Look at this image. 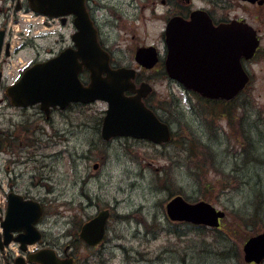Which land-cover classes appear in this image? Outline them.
<instances>
[{
  "label": "rangeland",
  "instance_id": "1",
  "mask_svg": "<svg viewBox=\"0 0 264 264\" xmlns=\"http://www.w3.org/2000/svg\"><path fill=\"white\" fill-rule=\"evenodd\" d=\"M165 1L90 0L100 44L118 67L139 71L135 53L141 47H156L162 62L166 59L168 17L181 3ZM232 9L245 15L236 4ZM30 19L33 25L42 20ZM38 31L14 64L60 50L62 45ZM69 32L64 29L66 36ZM260 67L251 90L224 108L189 95L169 78L163 63L141 73L154 90L153 111L172 131V140L162 145L127 136L103 140L106 102L81 105L46 121L36 108L11 106L0 88V127L7 131L0 137V204L10 188L40 199L45 242L61 250L71 247L81 264H248L245 243L264 233ZM12 79L6 77L7 83ZM176 196L224 212L220 229L172 222L166 206ZM105 210L111 216L104 243L90 249L79 237L81 227Z\"/></svg>",
  "mask_w": 264,
  "mask_h": 264
},
{
  "label": "water",
  "instance_id": "2",
  "mask_svg": "<svg viewBox=\"0 0 264 264\" xmlns=\"http://www.w3.org/2000/svg\"><path fill=\"white\" fill-rule=\"evenodd\" d=\"M34 2L44 6L51 3L57 9L51 16L75 15L77 33L74 36L76 49H68L47 63H39L29 69L21 80L10 87L7 96L13 105L28 107L42 104V107L60 106L65 108L69 103L84 104L104 101L108 104L103 121L102 138L110 141L116 137H133L149 140L154 144L170 142L172 132L168 124L162 122L157 115L148 109L143 99L153 88L142 84L136 88L134 79L136 70L132 68H110V54L105 51L99 41L98 32L86 10L85 0H32V9L38 13L46 12L41 7H35ZM194 20L200 15L194 13ZM195 23L193 28H196ZM236 26H238L236 24ZM187 31L186 22L180 18H172L165 31L167 57L166 72L170 79L179 82L187 89L193 88L199 95L209 99H234L246 86L248 77L243 71L241 58H251L257 47V39L252 28L246 23H239V36L236 39L238 50L231 61L234 73L222 72L213 60L214 66L200 48V39L191 37ZM72 59L81 62L71 67ZM138 65L153 69L159 62L156 47H141L135 53ZM226 62V61H224ZM85 67L91 74V83L84 87L78 79V74ZM103 73L107 74L103 78ZM131 92L135 95L128 96ZM18 198V199H17ZM20 197L9 196L7 215L2 225L6 237L12 231L25 230V243H35L40 237L36 224L42 218L41 206L33 201L20 203ZM167 214L172 221L188 222L218 228L220 219L225 213L217 211L207 202L188 203L182 196L173 198L167 204ZM110 211L105 210L98 216L86 222L79 237L90 247L100 245L106 236ZM35 238V239H30ZM20 240V239H17ZM11 242L6 238V244ZM244 260L247 263L260 264L264 261V233L250 238L244 245ZM41 264H73L72 259L61 260L54 251L47 250L30 259Z\"/></svg>",
  "mask_w": 264,
  "mask_h": 264
},
{
  "label": "flooded vegetation",
  "instance_id": "3",
  "mask_svg": "<svg viewBox=\"0 0 264 264\" xmlns=\"http://www.w3.org/2000/svg\"><path fill=\"white\" fill-rule=\"evenodd\" d=\"M203 1L204 2L202 5L197 6L193 0H169V4L173 6L177 5V3L179 5L181 3V5L180 7H176L177 10L175 9L172 14L168 17L169 19L167 23L172 18H182L187 24V35H189L190 38L195 37L197 39H200V42L198 43L200 48L196 46V51L200 50L207 58V60L211 62L212 67L214 66L213 60H215L218 62L216 65L218 66L219 70H221L222 72H229L230 74L231 72L234 73L235 69L231 61L234 59V55L238 50V46L235 42L239 36V23L248 24L254 31L258 42L256 50L251 58H241V65L243 71L248 77V83L241 92V94L238 95L235 99L230 101H223L203 98L198 95L193 88L187 89L179 83V85H181L182 88L187 93H189V95H193L197 98H200L201 101H203L205 104H213L218 108H224L225 106L232 105V103L235 102V100H237V98H239L243 93H246L251 90L255 83L257 67H260L261 65V67L259 68V72L264 74V0H228V5H224V0ZM164 3L167 4L165 0ZM0 4H2L0 5V88H3L6 94L8 89L14 86L22 78V76L36 63H47L59 57L61 53L65 50L76 49L74 43V36L76 35L78 29L75 24V15H50V13H53L57 10L52 5V2L47 3L44 6H40V4L34 2L35 7H41L46 11L43 14H39L33 11L32 0H0ZM234 4H236L237 7L242 8L243 13L245 15L241 16L237 12H235L232 9ZM85 5L90 18L94 22V26L98 31V39L100 41V31L96 26L94 14L90 10V0H85ZM194 13L200 15L199 20H194ZM33 15L41 16L43 18L40 24L33 25L31 23L30 17H32ZM27 17L28 19H26ZM195 23H198L196 25L197 27L193 28L195 27L193 26ZM236 24L238 26H236ZM38 27L40 30L38 31V35L40 37L51 39L54 44L62 45L60 50L54 51L51 49L47 52L48 55L45 58L41 60H36L35 62H24L21 60L20 64H14V59L19 56V54L24 53L30 48L31 35L34 30ZM64 29H71V32H69V34L66 36L64 34ZM103 48L106 49L105 47ZM158 54L159 62L153 69H146L139 65V71L136 70V76L133 81L137 89L140 88V86L144 83L150 85V79L145 76L143 77V73L145 74L147 72L155 71L159 65H162V63L166 71V59L162 62V58L160 56L159 51ZM80 62V59H77L76 61L72 59L70 65L72 68H74ZM110 67L112 70L120 68L115 63H113L112 56L110 61ZM8 76L13 77L12 81L9 83H7L6 81V77ZM102 77L106 78L107 74L103 73ZM78 79L84 87H87L91 83V74L85 67H83L78 74ZM153 92L154 90L146 98L143 99L145 106L151 111H153V107L150 104V96L153 94ZM126 94L128 96L135 95L131 92H127ZM6 101L10 102L11 106H13L9 97H7ZM81 105L86 104L74 102L68 104L65 108H62L59 105L43 108L40 104L32 107L38 109L41 115L44 116V119L46 121H51L55 115H64L69 111L71 112L75 108H78ZM13 107L22 111L32 108H18L15 106ZM5 134H7V131H4L0 127V137ZM10 193H15L19 195L20 203H24L26 200H35L40 202L44 209V204L42 203V201L40 199L37 200V198L33 197L28 193L23 195L22 193H19L11 188L7 192V197ZM5 210L6 207H0V264H39L36 262H31L30 258L33 255H37L48 249H53L60 259H72L73 264H81L79 262L78 257L70 252L71 247L67 246L64 250H61V248L59 247L48 245L45 242L43 232L42 237L38 239V241L34 245H28L25 243V239H27L25 230L11 232L10 239L12 240V242L10 244H5V229L1 226V223L6 213ZM2 211H4L3 214ZM17 239H20V241H17ZM102 244L96 247H90L86 244L85 245L90 249H96Z\"/></svg>",
  "mask_w": 264,
  "mask_h": 264
}]
</instances>
